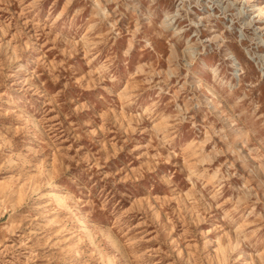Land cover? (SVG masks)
<instances>
[{"label":"rangeland","instance_id":"rangeland-1","mask_svg":"<svg viewBox=\"0 0 264 264\" xmlns=\"http://www.w3.org/2000/svg\"><path fill=\"white\" fill-rule=\"evenodd\" d=\"M0 264H264V0H0Z\"/></svg>","mask_w":264,"mask_h":264},{"label":"bare ground","instance_id":"bare-ground-1","mask_svg":"<svg viewBox=\"0 0 264 264\" xmlns=\"http://www.w3.org/2000/svg\"><path fill=\"white\" fill-rule=\"evenodd\" d=\"M212 177H213V176H212ZM212 177H211V178H212Z\"/></svg>","mask_w":264,"mask_h":264}]
</instances>
